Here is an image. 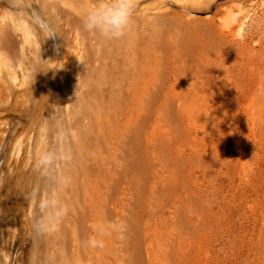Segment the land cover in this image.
<instances>
[{"label": "rangeland", "instance_id": "374dc122", "mask_svg": "<svg viewBox=\"0 0 264 264\" xmlns=\"http://www.w3.org/2000/svg\"><path fill=\"white\" fill-rule=\"evenodd\" d=\"M28 1L52 42L0 16V264H264V0H135L111 40Z\"/></svg>", "mask_w": 264, "mask_h": 264}, {"label": "clouds", "instance_id": "9594fccd", "mask_svg": "<svg viewBox=\"0 0 264 264\" xmlns=\"http://www.w3.org/2000/svg\"><path fill=\"white\" fill-rule=\"evenodd\" d=\"M82 26L84 30L98 34L104 39H120L132 25L135 13V0H95L89 5L86 0L82 5ZM258 94L264 95V86ZM50 158L43 156L41 163H48ZM40 216L36 221L39 231L52 232L58 227L66 208L48 196L38 199Z\"/></svg>", "mask_w": 264, "mask_h": 264}, {"label": "bare ground", "instance_id": "6f19581e", "mask_svg": "<svg viewBox=\"0 0 264 264\" xmlns=\"http://www.w3.org/2000/svg\"><path fill=\"white\" fill-rule=\"evenodd\" d=\"M79 1L83 3L85 0H79ZM73 2H77V1L75 0ZM28 8H31L32 11L31 12L28 11ZM13 13L15 14L18 13L24 16L25 27L28 33H36V34L38 33L39 35L44 37L46 41H50V43L52 42L51 39L52 37L49 31L50 30L49 25L43 19L44 12L36 2L27 0L24 3H21L19 0H0V16H2L3 14L5 15L9 14L13 19L12 17Z\"/></svg>", "mask_w": 264, "mask_h": 264}]
</instances>
